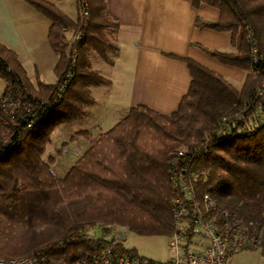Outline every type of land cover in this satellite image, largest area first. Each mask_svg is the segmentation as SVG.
Masks as SVG:
<instances>
[{
  "label": "trees",
  "instance_id": "trees-1",
  "mask_svg": "<svg viewBox=\"0 0 264 264\" xmlns=\"http://www.w3.org/2000/svg\"><path fill=\"white\" fill-rule=\"evenodd\" d=\"M22 1L50 22L47 41L58 57L54 67L58 77L65 66L62 29L76 30V19L72 22L40 0ZM85 1L87 21L75 44L74 66L68 70L72 78L58 103L33 118L29 128L26 124L42 109L41 102L51 100L53 84L37 81L33 86L15 55L0 45V101L9 105L0 107V259L32 257L40 264H71L76 252L89 249L83 230L90 225H117L141 237L169 236L175 193L169 180L173 154L202 144L221 117L234 115L251 99L254 84L260 82L261 74L249 72L250 45L264 59V0H189L193 8L206 5L218 12L215 21L196 18L194 26L226 34L234 52L197 48L242 70L240 87H232L192 60L167 55L182 61L189 74L187 92L176 108L162 115L136 106L97 138L79 132L88 147L58 178L50 169L52 158L41 159L49 135L56 126L83 117L85 107L93 103L89 87L108 85L90 67L88 53L107 63V52L114 51L110 37L118 27L104 0ZM184 166L196 174L193 188L198 199L208 195L254 237L260 233L264 123L251 131L209 139L204 152L175 163L177 171Z\"/></svg>",
  "mask_w": 264,
  "mask_h": 264
},
{
  "label": "crops",
  "instance_id": "crops-1",
  "mask_svg": "<svg viewBox=\"0 0 264 264\" xmlns=\"http://www.w3.org/2000/svg\"><path fill=\"white\" fill-rule=\"evenodd\" d=\"M40 1L55 7L75 22L76 1ZM104 2L108 15L118 26L110 37V45L114 51L107 52V63L99 57L95 63L93 52L88 53V60L90 67L109 83L89 87L88 92L93 103L85 107L84 113L96 104L92 91L101 93L104 103L114 104L112 100L105 99L107 90L120 82L123 71H126L125 86L121 94L128 106L125 111L118 114L121 116H116L109 107L104 108L93 124L84 130L90 138H96L106 132L122 119L130 108L136 106H143L162 115L170 114L186 94L189 85L186 65L178 59L194 61L221 76L234 88L235 83L241 85L245 76L242 70L224 65L197 48L201 46L211 51L234 52V48L228 44L226 34L197 29L194 26L196 18L215 21L218 18L215 9L206 5L193 8L189 0H104ZM49 27V20L24 1L0 0V45L15 55L16 61L33 86L37 81L44 85H52L56 81L54 67L58 57L47 41ZM66 35L67 32L65 38ZM93 65H97L96 68ZM81 138L79 136L72 138V142L84 145L82 146L84 151L88 143Z\"/></svg>",
  "mask_w": 264,
  "mask_h": 264
},
{
  "label": "built area",
  "instance_id": "built-area-1",
  "mask_svg": "<svg viewBox=\"0 0 264 264\" xmlns=\"http://www.w3.org/2000/svg\"><path fill=\"white\" fill-rule=\"evenodd\" d=\"M87 21V4L85 0H78L76 4V30L65 33L64 62L60 75L56 77L51 100L41 102L42 109L31 115L26 127L32 126L33 118L47 112L49 105L57 104L69 84L72 68L76 59L75 44L81 37V28ZM248 42L251 39L248 38ZM252 68L250 73H257L263 77L258 85L252 89L249 101L232 116L221 117L217 127L205 134L204 142L193 149L184 148L173 154L169 166V180L174 189L171 200L172 231L167 236V250L169 257L162 263L153 262L121 247V228L104 225H90L83 230V239L89 246L86 251H78L73 256L71 264H230L232 254L242 249L259 248L264 252V228L259 234L249 233L247 228L241 227L233 215L226 209L215 205L208 195L197 198L191 178L196 175L188 172L185 166L176 170L175 163L192 155L205 151V144L211 138H220L231 133L251 131L264 123V59L257 56L256 49L250 45ZM68 65V69H67ZM5 100L0 101V107L9 106ZM46 106V108H45ZM187 162V161H186ZM185 163V162H184ZM191 173V174H190ZM248 228L251 223H248ZM0 264H40L32 257L19 259H0Z\"/></svg>",
  "mask_w": 264,
  "mask_h": 264
},
{
  "label": "rangeland",
  "instance_id": "rangeland-1",
  "mask_svg": "<svg viewBox=\"0 0 264 264\" xmlns=\"http://www.w3.org/2000/svg\"><path fill=\"white\" fill-rule=\"evenodd\" d=\"M67 32H70V30ZM93 58L95 59V63H97L96 61H98V59L95 54L93 55ZM97 65H93L94 68H96ZM98 66H101V64ZM100 71L104 72L102 69H100ZM125 74L126 71H123V76L120 77V82L115 83L111 88L107 90L105 99L112 100V103L114 104H108V102L104 103L105 101H103L104 99H102L103 95L101 93H94L92 91V95L95 97L96 104L91 110H87L88 112H85L82 118L67 124L56 126L52 130L49 135V143L46 145L41 159L43 161H46L48 158H52L53 163L52 165H50V169L56 177L62 178L66 174L70 166H72L75 160L82 154H80V152H83L82 148L84 147V145H82V147L81 145L75 144L74 141L72 142V138L75 139V137H78L79 132H85V128L93 124V121L98 118V115L104 110V108L106 109V107H109L111 109V112H113L116 116H121L118 114H121L126 110L128 104L121 94L125 86ZM258 77L260 78V81L263 80L262 76ZM258 83L259 81L254 84L253 88L258 85ZM233 85L235 86V88H238L240 86V83H235ZM2 87L3 83L0 81V93L2 91ZM192 174L196 175L194 172H192ZM193 182V178H191L192 185ZM104 226L119 228V226L117 225ZM121 233L123 238V240L121 241V247L124 250L133 251L138 257L159 263L164 262L169 257V253L167 250V237H141L133 235L124 229L121 230ZM229 263L264 264V252H262L259 248L240 250L231 255Z\"/></svg>",
  "mask_w": 264,
  "mask_h": 264
}]
</instances>
